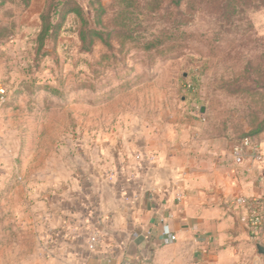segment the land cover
<instances>
[{"label": "rangeland", "instance_id": "1", "mask_svg": "<svg viewBox=\"0 0 264 264\" xmlns=\"http://www.w3.org/2000/svg\"><path fill=\"white\" fill-rule=\"evenodd\" d=\"M174 1L0 0V264H35L22 219L43 185L99 165L118 133L233 147L264 119V0ZM79 9L104 39L89 50Z\"/></svg>", "mask_w": 264, "mask_h": 264}, {"label": "crops", "instance_id": "2", "mask_svg": "<svg viewBox=\"0 0 264 264\" xmlns=\"http://www.w3.org/2000/svg\"><path fill=\"white\" fill-rule=\"evenodd\" d=\"M122 132L102 145L99 165L43 185L22 219L37 233L33 263L264 264L256 249L264 230L253 239L242 223L248 209L234 205L264 201V163L237 167L229 144L196 145L187 132L176 144L143 128ZM256 139L264 146V134ZM96 229L104 241L92 252Z\"/></svg>", "mask_w": 264, "mask_h": 264}, {"label": "built area", "instance_id": "3", "mask_svg": "<svg viewBox=\"0 0 264 264\" xmlns=\"http://www.w3.org/2000/svg\"><path fill=\"white\" fill-rule=\"evenodd\" d=\"M8 102V91L0 86V108ZM233 163L237 167L245 166L249 161L251 163H264V146L256 138L245 137L235 143L232 147ZM234 205L241 208H247L248 213L242 218V223L246 226L253 239L260 236L264 230V207L263 202L258 199L237 197ZM164 235L170 237L171 241L176 240L169 229H164ZM104 241L102 232L94 230L88 237V247L90 251L95 252Z\"/></svg>", "mask_w": 264, "mask_h": 264}, {"label": "trees", "instance_id": "4", "mask_svg": "<svg viewBox=\"0 0 264 264\" xmlns=\"http://www.w3.org/2000/svg\"><path fill=\"white\" fill-rule=\"evenodd\" d=\"M182 1L183 0H176V1H174V3L176 6H179V5H181ZM30 2H31V0H26L27 5ZM77 15L84 22V28L81 30V33H80L81 34L80 39L82 41V44H83L85 50H89L93 46L95 40H98V39L104 40L103 35H102V33H100L95 28H88V23L84 19L83 12L80 9L77 11ZM52 29H53L52 23H50V21L48 20V17H46L44 14L42 16V29H41V32H40L38 39H37L40 47H43L45 45L46 41L48 39H50V37H52V34H53ZM156 46L157 45L154 42H152V43H149L147 45V49L151 50V49H154ZM263 134H264V119H262L260 121V123L257 125V127L250 134H248L242 138H245V137L258 138Z\"/></svg>", "mask_w": 264, "mask_h": 264}, {"label": "water", "instance_id": "5", "mask_svg": "<svg viewBox=\"0 0 264 264\" xmlns=\"http://www.w3.org/2000/svg\"><path fill=\"white\" fill-rule=\"evenodd\" d=\"M256 249L258 253L264 257V245L256 243Z\"/></svg>", "mask_w": 264, "mask_h": 264}]
</instances>
